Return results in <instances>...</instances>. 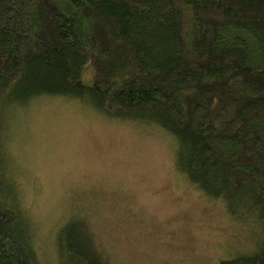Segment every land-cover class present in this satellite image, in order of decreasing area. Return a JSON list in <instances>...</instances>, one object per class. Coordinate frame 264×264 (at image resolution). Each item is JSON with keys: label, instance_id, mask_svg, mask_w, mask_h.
Segmentation results:
<instances>
[{"label": "trees", "instance_id": "1", "mask_svg": "<svg viewBox=\"0 0 264 264\" xmlns=\"http://www.w3.org/2000/svg\"><path fill=\"white\" fill-rule=\"evenodd\" d=\"M43 95L165 131L176 171L261 230L217 264H264V0H0V264H40L4 133ZM88 229L62 228L60 264H110Z\"/></svg>", "mask_w": 264, "mask_h": 264}, {"label": "rangeland", "instance_id": "2", "mask_svg": "<svg viewBox=\"0 0 264 264\" xmlns=\"http://www.w3.org/2000/svg\"><path fill=\"white\" fill-rule=\"evenodd\" d=\"M7 118L5 149L40 264H60V232L73 220L110 264H217L256 247L261 230L176 171V143L154 125L62 95Z\"/></svg>", "mask_w": 264, "mask_h": 264}]
</instances>
